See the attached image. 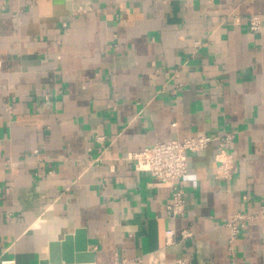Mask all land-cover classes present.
<instances>
[{
  "label": "crops",
  "instance_id": "obj_1",
  "mask_svg": "<svg viewBox=\"0 0 264 264\" xmlns=\"http://www.w3.org/2000/svg\"><path fill=\"white\" fill-rule=\"evenodd\" d=\"M227 133L237 172L215 178L213 145L189 154L179 219L166 218L170 191L124 164ZM261 206L264 0H0V263L39 264L83 229L94 264L157 251L165 264H264V221L231 252L224 225Z\"/></svg>",
  "mask_w": 264,
  "mask_h": 264
},
{
  "label": "built area",
  "instance_id": "obj_2",
  "mask_svg": "<svg viewBox=\"0 0 264 264\" xmlns=\"http://www.w3.org/2000/svg\"><path fill=\"white\" fill-rule=\"evenodd\" d=\"M261 29V20L258 16H251L248 30L258 32ZM233 134L227 133L221 136L199 134L182 140H170V142H156L152 147L139 152L128 154L123 160L124 164L131 166L137 172L148 174L154 178V186L170 191L169 201L166 207V218L169 221L179 219L185 213V200L178 183L186 177L187 160L189 154L205 151L208 146L213 145L215 149L214 161L216 163L215 178L228 181L237 172L234 155L228 147L232 144ZM36 153V152H34ZM97 161L101 162L102 159ZM246 201V198H243ZM255 220L264 221V206L258 209L242 213L230 214L224 225L229 232L227 243L231 252L233 242L243 233L248 222ZM175 230L165 231V245L172 246L175 242ZM181 240L190 238L187 232L180 234ZM0 264H14V261H4ZM112 264H165L164 251L154 254L139 256L134 259H117ZM174 264H189L185 258L174 260Z\"/></svg>",
  "mask_w": 264,
  "mask_h": 264
},
{
  "label": "water",
  "instance_id": "obj_3",
  "mask_svg": "<svg viewBox=\"0 0 264 264\" xmlns=\"http://www.w3.org/2000/svg\"><path fill=\"white\" fill-rule=\"evenodd\" d=\"M47 248V258L39 264H94V255L89 251L83 229L48 243Z\"/></svg>",
  "mask_w": 264,
  "mask_h": 264
}]
</instances>
